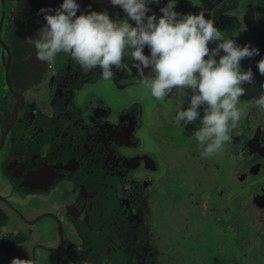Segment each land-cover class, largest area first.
<instances>
[{
  "label": "flooded vegetation",
  "instance_id": "1",
  "mask_svg": "<svg viewBox=\"0 0 264 264\" xmlns=\"http://www.w3.org/2000/svg\"><path fill=\"white\" fill-rule=\"evenodd\" d=\"M40 3L48 0H0V264H9L13 257L29 258L34 264L110 260L158 264L161 256L178 264L176 257L155 244L158 238L147 225L157 203L153 192L166 180L176 193V198H168L174 209L168 208L167 224L184 240L187 236L193 241L190 251L202 242L211 245L213 233L236 237L242 228L236 223L230 228L234 223H229L230 203L237 204L236 214H242L244 226H250V210L264 214L260 208L264 207V109L253 99L264 83L256 67L264 57V21L253 20L257 32L250 40L258 54L244 69H251L253 81L243 85L239 125L220 151L225 158H207L223 164L220 187L212 185L211 167L201 156L202 149L195 155L185 150L189 164L200 163L206 174L205 189L197 191L195 176L190 181L181 178L185 162L166 156L163 145H153L151 153L142 147L140 135L149 139L142 109L115 113L105 100L96 98L93 88L102 80L99 68L82 73L65 54L53 63L36 58L25 41L36 37L45 23L37 12ZM225 10L221 6L220 11ZM243 18L251 22L249 16ZM125 62L122 57L121 68L112 67V81H102L126 89L133 71ZM232 184L248 192L241 196L229 187ZM212 190H218L213 199L211 194L212 202L218 201L215 207L209 205L207 195ZM230 197L238 201L230 202ZM206 198V206L199 208ZM196 216L214 218L209 242L207 224L198 221L203 230L191 231ZM261 235L247 239L243 252L264 249ZM94 236L97 242L91 239Z\"/></svg>",
  "mask_w": 264,
  "mask_h": 264
},
{
  "label": "clouds",
  "instance_id": "2",
  "mask_svg": "<svg viewBox=\"0 0 264 264\" xmlns=\"http://www.w3.org/2000/svg\"><path fill=\"white\" fill-rule=\"evenodd\" d=\"M109 3L123 10V19H111L107 11L76 15V0H62L55 9L41 8L38 11L45 23L36 37L25 42L41 62L53 63L63 53L82 73L99 68L104 81H112V67L121 68L122 57H129L154 100L165 101L173 91L188 97L186 107L181 98L173 122L183 131L185 125L199 121L192 137L202 149L201 156L209 158L222 151L241 120L238 104L245 93L243 85L253 81L251 69L242 70L239 62L257 55L258 49L238 45L214 26L211 16L205 17V10L195 14L175 11L177 0ZM212 42L216 44L210 48ZM256 67L264 75V57ZM145 68L150 69V75L145 76ZM260 87L253 99L264 109V83ZM9 264L34 262L13 257Z\"/></svg>",
  "mask_w": 264,
  "mask_h": 264
},
{
  "label": "rangeland",
  "instance_id": "3",
  "mask_svg": "<svg viewBox=\"0 0 264 264\" xmlns=\"http://www.w3.org/2000/svg\"><path fill=\"white\" fill-rule=\"evenodd\" d=\"M237 1V0H236ZM214 4V0H190L189 2H184L182 6L192 9L196 6L205 8V17L208 18L209 14L207 12L210 9V5ZM224 4V0H219L216 2V5ZM153 7V5H151ZM183 9V11L186 10ZM194 14V10L192 11ZM229 12L233 13V20L225 19L224 22H221V16L218 11L215 12V19L218 25V29L224 33L229 38L235 40V42L243 46L245 44H249L251 46V38H254L255 32H257V28L255 26L256 20L264 16V0H238L235 5H233V9H229ZM236 13V14H235ZM247 14V15H245ZM111 19L120 20L123 19L120 16H112L109 15ZM220 16V17H219ZM250 17L251 22H244L243 17ZM256 18V19H255ZM245 38H240L243 35ZM231 31V33H230ZM216 42H212L209 47H215ZM210 47V48H211ZM143 49L148 54V48ZM145 54V55H147ZM254 58V57H253ZM59 59H61V54H59ZM252 57L243 58L239 63L242 70L245 67L252 63ZM134 61L131 59H127L125 65L133 72V78L130 80V84L126 87V89L119 90L111 86L109 83L99 80V87L93 88V92H97V99H101V101L105 100L115 111L118 113L124 109L136 108L143 110V128L144 131L148 134V140L144 139L142 135V147L148 152L151 153V147L153 145H163L166 147L165 155L170 158L180 159L185 162V170L186 173H181V178L185 181H190L193 176L196 177L197 181H193L195 185V189L197 191H202L205 189L206 179L204 177L205 172L202 169L200 163L197 167L189 164L188 155L185 154V150L190 153V155H195L199 153L201 147L192 137V131L198 126L199 122L194 121L184 126V130H181V127L176 125L173 122V118L175 115V111L178 107H180L181 98L185 101L184 106H187L188 97L185 95L183 97L178 96L175 91L168 96L165 101H156L154 100L148 93V90L145 89L141 84V77L136 72V69L132 67ZM146 69V68H145ZM146 71L150 72V69H146ZM150 75V73L148 74ZM146 76V75H145ZM176 94V95H175ZM141 105V106H140ZM241 105V101H239L238 106ZM175 149L174 150H171ZM170 148V149H169ZM187 155V156H186ZM225 158L224 153L221 152L214 154V158ZM207 164L211 167L212 173V185L214 186L218 183L219 187L221 186V181H223V164L220 160H211L204 158ZM169 160V159H168ZM219 166V167H217ZM216 168H220L219 171ZM197 182V183H196ZM217 185V186H218ZM229 187L243 196V193H247L248 189L245 187H238L234 184L229 185ZM218 191V190H217ZM216 190H212L207 192V195H210L209 205L216 206L218 201L212 202L213 195L217 192ZM154 200L157 202L154 205L152 212L150 213L147 219V225L153 232L152 234L156 236L158 239L155 244L161 245L167 253H170L172 256L177 258V263L180 264L179 259L182 260L183 264H264V249L252 248L247 252H243V247L245 246V241L247 239H252L259 234H262L260 237L263 248H264V214L259 213L255 210H250L249 215L250 218L248 220V224L250 226L245 225V220L241 214V217L237 216V204L230 203V213H229V223L230 228H235L236 225H239L242 228L239 233L236 234V237L229 238L228 236H217L213 233L212 244L204 245L203 242L197 246L194 251H190L194 248V243L192 240L188 239L186 236L185 240L181 237V233L174 232L172 228L167 224L168 222V208L174 209V203L168 200L169 195L171 198H176V193L171 190V186L169 185V180L162 181L159 183L158 191H154ZM165 194V195H163ZM199 193L196 195V200L199 201L198 197ZM237 202L238 199L234 197H230L229 201ZM169 201V202H168ZM207 198L202 204L199 205V208H203L206 206ZM252 217H254V221L252 223ZM234 219V220H233ZM203 222L207 224L206 230V240L209 242L210 230H213L214 227V218L206 217L204 219H200L197 216L195 217L196 222ZM243 221V222H242ZM244 223V224H243ZM252 223V224H251ZM252 226V227H251ZM257 228V232L255 228ZM202 231L203 226L199 223L194 224L191 228V231ZM221 232L220 229L217 230ZM229 234H232L230 232ZM92 240L97 242V238ZM183 241V242H182ZM183 243L187 244V250L183 249ZM256 243H259V240H256ZM84 248V247H83ZM181 248V249H180ZM190 249V250H189ZM83 250V249H81ZM91 250L87 252H91ZM138 255L142 256L139 252ZM80 258V251H79ZM118 254L114 255L117 257ZM113 257V258H114ZM193 258L190 262L189 259ZM79 261V260H78ZM77 264V263H74ZM80 264V261H79ZM85 264V263H83ZM89 264H119V261L111 260L109 262H89ZM158 264H171L169 261H165L164 256L160 257V263Z\"/></svg>",
  "mask_w": 264,
  "mask_h": 264
},
{
  "label": "water",
  "instance_id": "4",
  "mask_svg": "<svg viewBox=\"0 0 264 264\" xmlns=\"http://www.w3.org/2000/svg\"><path fill=\"white\" fill-rule=\"evenodd\" d=\"M62 2V0H48V3L43 4L40 3L41 5L38 6V10L41 8H53L55 9L56 7L59 6V4ZM76 2L79 4V8L76 12V15H78L81 11L83 12H88V11H107L109 15H118V16H125L124 12L122 9H120L119 6H114L109 3V0H76ZM87 4V5H85ZM39 13V11H37ZM40 18L43 17L42 15H39ZM43 19V18H42ZM264 21V18L261 19ZM264 25V22H262ZM61 56L63 53H60ZM59 56V55H58ZM125 60L130 59L129 57L125 56ZM261 199V198H260ZM260 208L264 209L262 205H260Z\"/></svg>",
  "mask_w": 264,
  "mask_h": 264
},
{
  "label": "trees",
  "instance_id": "5",
  "mask_svg": "<svg viewBox=\"0 0 264 264\" xmlns=\"http://www.w3.org/2000/svg\"><path fill=\"white\" fill-rule=\"evenodd\" d=\"M189 1L190 0H177V3L174 6V10L179 12V13H181V14H188V13H192L193 14V12H192L193 10L195 11L194 12V14H195L198 11L205 10V8H203V7L196 6L191 11V9L182 6L184 2H189ZM217 1H219V0H214V4L212 6L210 5V9L207 12V14H209V16H211L213 18L215 27H218V25L216 23L217 21L214 18L215 17V12L218 11L219 15L222 17L221 18V22L226 24V22H224L225 19L228 18L230 20H233V17H232L233 13L229 12V9H233V5H235L238 0L237 1L236 0H224L225 1V5L224 4L223 5H221V4L220 5H216ZM221 6H223V8L226 9L227 11L226 10L225 11H220ZM185 8H186V10L183 11V9H185ZM205 14H206V12H205ZM230 33H231V31H230ZM243 35H244V30H243Z\"/></svg>",
  "mask_w": 264,
  "mask_h": 264
},
{
  "label": "built area",
  "instance_id": "6",
  "mask_svg": "<svg viewBox=\"0 0 264 264\" xmlns=\"http://www.w3.org/2000/svg\"><path fill=\"white\" fill-rule=\"evenodd\" d=\"M162 1H163V0H158L159 3H162ZM159 13H160V12H159ZM160 15H161V13H160Z\"/></svg>",
  "mask_w": 264,
  "mask_h": 264
}]
</instances>
